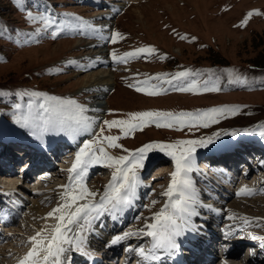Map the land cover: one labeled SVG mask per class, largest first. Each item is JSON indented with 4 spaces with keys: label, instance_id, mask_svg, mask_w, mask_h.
<instances>
[{
    "label": "rangeland",
    "instance_id": "rangeland-1",
    "mask_svg": "<svg viewBox=\"0 0 264 264\" xmlns=\"http://www.w3.org/2000/svg\"><path fill=\"white\" fill-rule=\"evenodd\" d=\"M22 8L34 14L53 16L57 23L47 30L37 31L41 28L40 21H28ZM255 10L259 14H255ZM249 12L254 14L241 26ZM76 17L92 27L73 26L52 37L51 32L60 21L71 20L73 25H78L80 21ZM114 32L121 33L123 39L118 38L116 43H112L108 37ZM101 36L105 37L103 47L95 45ZM181 36L187 38L181 39ZM143 46H153L157 52L141 54L126 63H116L111 59L113 50L122 55ZM100 50H103L102 54ZM162 55L164 59H160ZM185 69L199 70L198 80L207 82L208 87L217 85L221 90L179 92L164 85L168 91L149 96L129 87L147 77L162 73L170 76ZM105 83H108L110 91L101 100L104 111L100 123L109 119H125L127 113L136 111L179 112L222 105L240 106L236 115L198 131L149 125L125 137L117 128L106 129L105 135L121 136L118 143L125 149L134 150L151 141L173 142L211 136L214 132L231 133L243 128L256 129L243 135L249 133L251 141L264 142V137L259 135L260 126L264 125V0H23L20 5L16 0H0V111L13 122L14 113L24 114L22 108L17 110L14 105L19 103L26 113L29 99H36L18 94L25 90L72 98L89 108L98 102L96 95ZM150 83L157 82L153 80ZM94 134L79 139L74 152L84 140L93 139ZM231 137L230 134H222L214 143H226ZM202 149L206 148L197 151ZM108 151L112 155L123 154L122 149L108 148ZM74 152L69 165L65 162L67 159L65 163L60 161L59 167L54 168L52 180L43 182V186L37 182H24L21 174H17L16 179L12 177L14 181L0 178V194L14 193L16 198L26 201L19 218L3 230L0 264H18L30 249L29 238L35 235L42 222L34 209L31 214L27 212L28 207L38 201L34 192L42 190L43 194H48L50 188L62 191L59 186L66 184L68 177L64 180L60 173L65 170L63 167H71ZM199 166L203 171L196 170ZM100 167L96 169L98 171L93 170L86 180L92 190L103 191L111 178L112 169ZM194 169L193 177L197 183L192 182L196 191L217 197L221 193L228 195L221 208L224 221L220 228L225 231L222 233L228 234L232 228L239 227L231 231L232 236L248 229L255 236L264 237V183H259L263 176L258 174V178L253 176L225 189L210 177L219 178L207 163H194ZM172 171L174 163L170 157L159 152L149 155L140 171V184L146 186L137 198L139 201L132 214H128L129 221L119 232L143 227L144 220L134 217L142 214L144 218H150L164 205L167 197L160 193L167 189ZM244 186L254 191L246 198L248 202L235 205L240 201L237 192ZM153 200L157 203L152 204ZM60 202L54 197L42 210ZM230 216L235 218L229 220ZM244 217L249 223L244 224ZM236 259L230 258L228 262L246 264ZM221 260L216 264H221Z\"/></svg>",
    "mask_w": 264,
    "mask_h": 264
},
{
    "label": "snow or ice",
    "instance_id": "snow-or-ice-1",
    "mask_svg": "<svg viewBox=\"0 0 264 264\" xmlns=\"http://www.w3.org/2000/svg\"><path fill=\"white\" fill-rule=\"evenodd\" d=\"M23 0H16L18 5ZM26 11V19L31 22L40 21V30H47L56 24L55 17L42 13L34 14L31 10ZM254 12L247 13L241 26L247 23ZM255 14H259L255 10ZM72 16L74 14H66ZM78 25H73L71 20L60 21V24L51 32L53 38L58 36L65 28L73 26L89 28L80 17ZM123 39L119 32H114L108 39L116 43L117 39ZM181 36V39H186ZM195 39V37H192ZM157 52L153 46H143L133 51L117 54L111 52V59L116 63H126L131 58H137L141 54L152 55ZM162 55L160 59H164ZM69 63H77L69 61ZM59 71V69H57ZM211 71V70H207ZM201 75L199 70L185 69L174 74L162 73L155 77H147L144 80L130 84L137 92L149 96H157L168 91L164 85L179 92H218L220 87L207 86V82L197 79ZM155 80L157 83H150ZM21 97L28 96L36 99H29L27 102L28 111L24 114H13L14 123L22 128L30 129L31 134L38 140L43 141L47 134H63L75 140L84 134H92L94 128L99 127L93 139L84 140L82 146L78 147L74 161L68 171V182L59 186L62 191L59 194L61 203L46 214V218H53L55 224L50 235L45 234L47 229L37 231L29 238L31 248L18 260V264H71L72 257L69 253L80 252L85 256L91 255L86 250V232L95 231L98 222L102 225L105 216L113 220L121 218L127 209L135 206L137 189L140 184V171L145 167V162L153 152L162 153L171 158L174 163V171L170 173L171 180L165 191L160 195L167 197L164 205L152 214L150 218L143 215L134 217L136 220H144L143 227L128 229L122 233L112 236L105 245L111 247L132 237H150L151 249L146 251L143 246L129 245L126 252H136L144 260L164 261L179 254L183 238L191 233L197 235L201 225L196 224L192 217L198 216L197 206L200 201L196 195L190 173L194 170L195 156L197 149L208 148L222 134L237 136L238 131L254 132L256 129L243 128L228 132H214L211 136L199 138L180 139L173 142L151 141L142 146L129 150L118 143L119 135H105V131L117 128L123 136H129L137 130H143L149 125L157 128H178L199 130L208 128L210 125L218 124L221 119L234 116L239 110L238 105H222L195 111H162L146 110L127 113L125 119L103 120L98 124V118L89 116V109L72 98H63L55 95H47L38 91H23L18 93ZM19 110V103L14 105ZM96 111H99L97 109ZM106 126V127H105ZM259 135L264 137V125L260 126ZM108 148L122 149L123 154L112 155ZM264 163V161H261ZM94 166H103L112 169L111 178L104 185L103 191L92 190L87 186L86 179L89 169ZM23 171V170H22ZM254 190L244 186L237 195L252 194ZM152 204L157 201L153 200ZM149 207V205H145ZM208 207H211L210 205ZM230 216L229 219H234ZM259 219V218H256ZM151 221V222H149ZM244 224L249 223L247 217L243 218ZM231 234V231L228 233ZM252 239L262 241L264 248V237L251 236ZM254 255V251L250 250Z\"/></svg>",
    "mask_w": 264,
    "mask_h": 264
},
{
    "label": "bare ground",
    "instance_id": "bare-ground-1",
    "mask_svg": "<svg viewBox=\"0 0 264 264\" xmlns=\"http://www.w3.org/2000/svg\"><path fill=\"white\" fill-rule=\"evenodd\" d=\"M104 40H105V37H102L101 36L100 37V40L95 45L96 46H99V47H101V46L103 47ZM100 53L102 54L103 53V50H100ZM109 91H110V87H109L108 83L102 84V86H101V88L99 90V93L96 95L98 102L97 103H94L93 106H90V107L88 106L89 107L88 108L89 111H88L87 114L90 115V116H93V117L98 118V124L100 123V119H101L102 113L104 111V105L102 104L101 100L105 96H107V94H109ZM97 109H99V111H96ZM98 128H99L98 126L96 128H94V131L93 132H95V130H97ZM15 137H19L18 134H16V132L12 128H10L7 125L6 122L0 120V141H1V143H4L5 141H9L10 139L15 138ZM60 137L62 138V136H60ZM44 138H45L44 141L46 140L49 143H52L55 140L57 141V136H55V135H45ZM56 150H60V148H57ZM72 153H73L72 150H70L68 148L65 149V152L63 153L64 154L63 157L65 158V160L67 159L66 161L64 160L65 162H68L70 159H73V154ZM3 154H6L8 156H11L10 147L8 148L7 147V144H3V145L0 144V160H1V156H3ZM23 157H24V155H23ZM34 157L38 161L37 162V165H38L39 162H40V160L38 159L39 157L36 158V155ZM12 158H13V160H15V158H14L13 155H12ZM35 162L36 161L28 164V167L25 166V165L23 166V168H24V170L26 172V175H29L37 167V165H36ZM214 163H215V161L213 160L212 163L208 166V168L209 169H213L214 172H217L218 173L219 171L217 169L215 170V168H214ZM46 165H47L46 166V169L44 171L42 170L43 172H41L39 174H42V173H45L46 172V174H45L46 177L44 179H46V182H48L50 179L52 180V175H55V174H53L55 171L54 170H50L53 165H50V163H46ZM8 167H10V166H8ZM0 171H4V173L8 175V176L5 177V176H2V174H0V178H5V179H2V180H10V179H12L14 181V179L12 177H14V178L17 177V176H15V172L13 171V168L6 169V168H3L0 165ZM60 174H61L62 177H64V180L68 177L67 170L62 171V173H60ZM258 174H259V176H263V177H260V182H259V183H262L263 184L264 183V169L261 170L260 172H256L255 175H254L255 178L256 177L258 178ZM256 181H258V179ZM42 182H44V180H41L40 179L39 184L40 185L42 184L41 186H43V184H44ZM224 182L228 186H232V184H233V182L230 181V177L227 178V180L224 181ZM237 182L239 183L240 181H237ZM145 186L146 185L143 184V183L142 184H139L138 189H137V198L139 197L140 194L143 193L142 190H143V188ZM48 190H49L48 194H43L44 192L42 190H40L38 192H34L35 197L37 198L38 201H37V203H34L32 206L28 207L27 212L29 214H31L32 211H33V209H34V211L37 212V214H38L37 216H41V219H42V222H41L40 226L38 227L37 231H40L41 229H45L46 228L47 231L45 232V234L50 235L51 229H52V227L55 224V220L53 218H50V217L49 218H46V214L49 211H51V209L54 208L56 205L55 206H50L49 205L50 206L49 209L44 210V211L42 210V208H43V206L45 204L49 203V201L53 200L54 197H56L57 199H59V194H60L61 191H59L58 188H56V189L50 188ZM194 191H195L196 195L199 198L200 206H197V208H196V211L199 213V215L192 217V220L196 224L202 226L199 233H202V231L203 232L205 231L209 237L212 234L215 235V229L211 228L210 227V224H212V220H214V219H216V221H218V223L219 222L220 223L222 222L223 219H222V211H221V208H223V206H224V204L226 202L225 199H226V197H228V195L227 196L222 195L219 198H217L216 196H210V195H207V194H201L200 192L196 191L195 189H194ZM248 195L249 194L238 195V198L240 199V201H238L235 205H241L242 203L248 202V200L246 201V198L248 197ZM11 196L16 198V196H15L14 193H12ZM16 199L20 200L19 198H16ZM59 201H60V199H59ZM19 202H21L22 204L25 203V202H23L21 200ZM134 203L135 204L138 203L137 199L135 200ZM23 205H25V204H23ZM209 205L211 207H208ZM232 206H234V205H232ZM23 208H24V206H22V208L20 209L19 215L21 214V212H23ZM132 210H133V207L130 208V209H127L125 211L124 215L121 218H118L117 220H113L110 217L105 216L103 218L102 225L98 222V224L95 226V231L91 232V234L89 233V235L91 237H94V239H96L98 242H99V240H101V242L103 243V246L102 247L105 248V253L106 254L116 253L119 249L122 248V245L124 243L128 242V241H130V242H128V245L130 244L132 246H142L144 244V242H145L143 240L144 237H132L129 240H126L124 242H121L118 245H114V246H111V247H106L105 246L108 243V241L112 238V236L121 233L119 231H120L121 227L124 225V223L125 222H128V218H129L128 217V214L132 213ZM242 227H244V225ZM238 228L239 227L232 228L231 231L232 230H238ZM189 234L192 235L191 233H189ZM247 234L254 235L252 233V231L250 232L248 229H245V230L243 229L242 231H239V233H238L239 236L238 237L236 235H233L232 236V234H231V236L234 237V238H232V240L237 239L239 241H238V243L236 245V249H234L231 252H228L226 255L223 256V258L221 260L222 261L221 264H230L228 262V260L230 258H237L236 260L242 261V262H244L246 264H264V258L262 260L257 259V254L256 253L254 255L250 256V253H249L250 251L248 249L244 250V256H246V258L248 256V258L247 259L239 258L240 256L238 254L239 253L238 251L241 249L242 245H244V243H245V242H242L241 241L242 239H245L242 236L247 235ZM224 236H230V235H224ZM150 241H151V238H150ZM29 244H30L29 246L31 248L32 245H31V243H29ZM85 247H86L87 252L91 253V255H89V256L94 259L95 256L93 255V252H92L91 248H89L87 245H85ZM248 247H252V245L249 244ZM73 253L75 255L85 256L83 253H80V252H73ZM85 257H87V256H85ZM127 264H140V263H138V260H136V261L134 260V262H132L130 260L129 262H127ZM212 264H216V263L215 262H212Z\"/></svg>",
    "mask_w": 264,
    "mask_h": 264
}]
</instances>
